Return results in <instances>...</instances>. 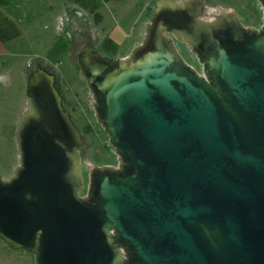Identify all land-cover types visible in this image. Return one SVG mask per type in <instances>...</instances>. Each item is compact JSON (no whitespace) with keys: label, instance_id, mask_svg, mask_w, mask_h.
Listing matches in <instances>:
<instances>
[{"label":"water","instance_id":"water-1","mask_svg":"<svg viewBox=\"0 0 264 264\" xmlns=\"http://www.w3.org/2000/svg\"><path fill=\"white\" fill-rule=\"evenodd\" d=\"M262 23L203 20L200 0H159L141 43L76 64L117 166L86 193L81 136L55 75L26 80L18 164L0 179V240L35 264H264ZM201 66L186 63L175 41Z\"/></svg>","mask_w":264,"mask_h":264},{"label":"rangeland","instance_id":"rangeland-1","mask_svg":"<svg viewBox=\"0 0 264 264\" xmlns=\"http://www.w3.org/2000/svg\"><path fill=\"white\" fill-rule=\"evenodd\" d=\"M158 1H109L100 9L103 17L101 23L95 24L88 11L75 3L44 0L48 5H52L51 9L41 10L37 7L40 12L45 13L28 15L22 22L25 41L19 45L15 60L26 66L25 80L29 73L38 67L54 74L55 87L62 97L63 105L66 106L74 126L80 133L82 143L79 151L82 158L83 180L80 195L86 193L91 169L95 166H117L118 157L108 143L107 133L96 121L93 99L79 72L76 55L83 49H90L110 59L128 56L132 49L141 43L145 27ZM200 1L204 5L202 17L204 20L208 21L211 14L232 12L244 26L258 28L262 23V8L257 0ZM24 24L28 28H25ZM106 38L111 39L117 46L115 52H108L102 47L101 43ZM175 45L184 61L200 72L201 66L188 48L178 42H175ZM10 59L11 57L3 59L6 64L2 77L6 80H1L6 87L5 93L0 95V133L4 137L10 133V126L17 121L18 115L21 113V117L27 109L26 85L25 97L23 93L22 96L19 93L24 88V79L18 76L16 67L12 65L15 61L12 62ZM15 74L16 78L13 77ZM11 81L13 83L10 86ZM0 141V173H3L11 164L10 161H13L16 156L18 158V148L15 136L12 142H4L2 139ZM0 264H35V262L31 252L12 249L0 240Z\"/></svg>","mask_w":264,"mask_h":264},{"label":"crops","instance_id":"crops-1","mask_svg":"<svg viewBox=\"0 0 264 264\" xmlns=\"http://www.w3.org/2000/svg\"><path fill=\"white\" fill-rule=\"evenodd\" d=\"M61 1V0H59ZM37 7L42 9L48 8L51 9L52 5H48L44 0H28L23 3H19L16 5H10V6H0V77H2V74L4 72L5 64L6 62L3 61L4 58L11 57V61L13 60L15 62L12 63L15 69L18 71V76L24 79V88L19 91V93L24 94L25 97V85H26V73L24 72L26 69V66H23L22 63H18L15 60V57L18 56V48L19 45H21L22 41H25V37L23 34L22 29V22L26 16H33L38 14L45 13L44 11H39ZM29 25V24H28ZM25 28L26 27L24 24ZM24 28V30H25ZM9 60V59H8ZM25 64V63H24ZM13 77H17L15 74ZM13 81H11L10 86L12 85ZM9 86V87H10ZM8 87V88H9ZM6 87L3 84V82L0 80V95L5 93ZM21 113L18 115L20 118ZM19 118H17L13 124H11L10 133H8L4 137L0 133V139L2 141H13V138L15 136L16 127L18 125ZM1 142V141H0ZM11 164L8 165L7 169L3 171V173H0V178H9L12 175L13 169L18 164V158L17 156L14 157L13 161H10Z\"/></svg>","mask_w":264,"mask_h":264},{"label":"trees","instance_id":"trees-1","mask_svg":"<svg viewBox=\"0 0 264 264\" xmlns=\"http://www.w3.org/2000/svg\"><path fill=\"white\" fill-rule=\"evenodd\" d=\"M25 1L28 0H0V6L16 5L19 3H23ZM62 1L72 2L79 5L80 7L88 11V13L92 16L95 24H99L103 19L102 14L100 13L101 7L109 1H116V0H62ZM101 45L108 52H115L117 48L114 42L109 38L104 39Z\"/></svg>","mask_w":264,"mask_h":264},{"label":"flooded vegetation","instance_id":"flooded-vegetation-1","mask_svg":"<svg viewBox=\"0 0 264 264\" xmlns=\"http://www.w3.org/2000/svg\"><path fill=\"white\" fill-rule=\"evenodd\" d=\"M213 15L214 14H211L208 18V20H212L213 19ZM203 19V18H202ZM204 20V19H203ZM175 42H178V41H176V40H174ZM178 43H180V42H178ZM180 44H183V43H180ZM183 45H185V44H183ZM186 46V45H185ZM62 104H63V101H62ZM64 106V108H65V110H66V106L65 105H63Z\"/></svg>","mask_w":264,"mask_h":264},{"label":"clouds","instance_id":"clouds-1","mask_svg":"<svg viewBox=\"0 0 264 264\" xmlns=\"http://www.w3.org/2000/svg\"><path fill=\"white\" fill-rule=\"evenodd\" d=\"M0 80H6V78L5 77H0Z\"/></svg>","mask_w":264,"mask_h":264}]
</instances>
